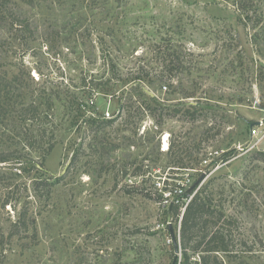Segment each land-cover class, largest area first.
I'll use <instances>...</instances> for the list:
<instances>
[{
  "label": "rangeland",
  "instance_id": "374dc122",
  "mask_svg": "<svg viewBox=\"0 0 264 264\" xmlns=\"http://www.w3.org/2000/svg\"><path fill=\"white\" fill-rule=\"evenodd\" d=\"M11 1L24 21L0 24V264H172L180 217L162 186L173 200L202 174L234 219L220 259L264 264V0Z\"/></svg>",
  "mask_w": 264,
  "mask_h": 264
},
{
  "label": "trees",
  "instance_id": "16d2710c",
  "mask_svg": "<svg viewBox=\"0 0 264 264\" xmlns=\"http://www.w3.org/2000/svg\"><path fill=\"white\" fill-rule=\"evenodd\" d=\"M11 2V0H0L1 25H5L7 23V14H11L14 20L16 22L18 21V24H23L24 18L16 13H13V10L9 9ZM178 57L176 56V59H178ZM20 81L19 77H15L13 81H6V84H8L11 91V88L16 86L15 83ZM144 92L147 91L144 90ZM147 93L151 98L155 97L153 94L149 92ZM12 95L14 96L13 93ZM1 106L2 105L0 104V107ZM192 108H194V110H191ZM174 109H176V111L180 110L178 107H175ZM198 109V106L193 104L188 110H185L184 113H188L191 118H194ZM111 121H113V119L104 118V120H102L99 124L105 123V125H108ZM92 124L93 126L98 124L97 120H92ZM52 148L53 144H50L49 150ZM172 148L173 146L170 145L169 149ZM12 155L13 152L0 150V163L8 162L12 159ZM139 168L141 170V167ZM1 174L2 172L0 171V179ZM206 188L207 187L204 186L199 188L192 199L188 202L182 219L180 220V229L178 231L177 228L175 231L176 240L180 246L181 253V260L178 257L175 264H225V260L220 259V255L223 256L224 254L227 256L234 255L235 253V250H233L232 233L228 230V228H224L225 225L230 227L234 219L233 217H226L222 210L212 206L210 202L211 198H208L205 195V191H207ZM180 205V202L179 204L172 205L171 213L174 216L177 215V217H180ZM169 208L167 210L168 213ZM22 221L23 219L19 218L15 225H19ZM171 240L175 249L172 236Z\"/></svg>",
  "mask_w": 264,
  "mask_h": 264
},
{
  "label": "built area",
  "instance_id": "2783aa9c",
  "mask_svg": "<svg viewBox=\"0 0 264 264\" xmlns=\"http://www.w3.org/2000/svg\"><path fill=\"white\" fill-rule=\"evenodd\" d=\"M163 88L165 89V90H167L168 88H167V86H163ZM105 119H113L114 117H115V114L114 113H111L110 111H106L105 112V114H104V116H103ZM259 131H262L263 133H264V120H262L261 121V123H260V127L258 128V129H256V130H254V132L255 133H257V132H259ZM166 136V134L165 135H163L162 136V138L160 137V139H161V149L163 150V151H168L169 150V147H170V139H169V136H168V146L166 147L165 145H164V137ZM205 162H207V160L205 159ZM217 162V160H213V163H216ZM209 165V164H208ZM191 181H190V179L189 178H186L185 180H181V183H180V185L179 186H176L175 187V189H174V191L176 192L175 194V198L173 199V200H169V195H171L172 194V190H173V186H169L168 185V183L166 184V181H165V183H163V186H162V190L165 192V199H164V202L165 203H167L169 206H172V205H174V204H179V202L181 203L182 202V200H184L185 201V206H184V208H183V210H182V213H181V215H180V220L182 219V216H183V214H184V211H185V208H186V206H187V204H188V202L192 199V197L195 195V193L198 191V189L200 188V186L197 188V190L194 192V193H188V190L187 189H189V183H190ZM166 184V185H165ZM157 185H162L161 184V182L160 181H158V184ZM167 190H170V191H168L167 192ZM188 197V198H187ZM177 198V199H176ZM175 199H176V201H175ZM183 201V202H184ZM182 204V203H181ZM168 206V207H169ZM179 229H180V225H179ZM179 229H178V231H179Z\"/></svg>",
  "mask_w": 264,
  "mask_h": 264
},
{
  "label": "water",
  "instance_id": "95a60500",
  "mask_svg": "<svg viewBox=\"0 0 264 264\" xmlns=\"http://www.w3.org/2000/svg\"><path fill=\"white\" fill-rule=\"evenodd\" d=\"M259 122H253L251 124V126H254L255 124H258ZM205 179V175L202 174L196 181L195 183L189 188L188 190V193H194L197 188L200 186V184L202 183V181ZM169 218H171V207L169 208ZM171 222L169 221L168 222V228L170 230V233H171V236L173 238V241H174V245H175V257H174V260H173V263L172 264H175L178 257H179V253H180V246L179 244L177 243V240H176V235H175V232L171 226Z\"/></svg>",
  "mask_w": 264,
  "mask_h": 264
},
{
  "label": "bare ground",
  "instance_id": "6f19581e",
  "mask_svg": "<svg viewBox=\"0 0 264 264\" xmlns=\"http://www.w3.org/2000/svg\"><path fill=\"white\" fill-rule=\"evenodd\" d=\"M167 138H168V136H167ZM164 145H165V142H164ZM167 146H168V144H167ZM167 146H166V147H167Z\"/></svg>",
  "mask_w": 264,
  "mask_h": 264
}]
</instances>
